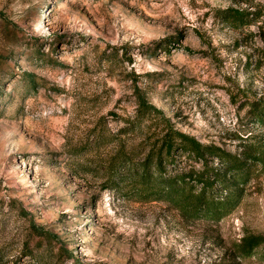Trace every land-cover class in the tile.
Segmentation results:
<instances>
[{"label":"rangeland","instance_id":"rangeland-1","mask_svg":"<svg viewBox=\"0 0 264 264\" xmlns=\"http://www.w3.org/2000/svg\"><path fill=\"white\" fill-rule=\"evenodd\" d=\"M134 82L200 143L264 149L250 105L264 104V0H0V264H72L54 240L77 264H264V243L245 254L264 235V161H241L247 182L219 220L119 182L117 152L154 139L129 130ZM173 164L202 169L180 151Z\"/></svg>","mask_w":264,"mask_h":264},{"label":"trees","instance_id":"trees-1","mask_svg":"<svg viewBox=\"0 0 264 264\" xmlns=\"http://www.w3.org/2000/svg\"><path fill=\"white\" fill-rule=\"evenodd\" d=\"M229 18L235 22L249 21L252 13L239 9H229ZM135 103V113L129 121L130 132L145 131L154 128L151 143L145 147L129 149L122 147L117 152V161H121L122 174L119 182L128 186V194L138 200L164 201L173 205L180 213L191 217H204L219 220L233 212L247 182L246 173L250 165L241 161H264V149L255 142L246 141L247 137L239 143L240 152L232 155L214 145H204L194 137L175 128L173 123L163 112L152 105L144 92L136 86L132 87ZM247 102L248 100L245 99ZM251 115L256 123H264V104L259 101L250 102ZM147 121V125H146ZM158 132H157V131ZM125 132V131H124ZM186 153L189 157L200 161L201 171L171 172L167 165H172L177 152ZM207 157L216 158L217 161H226L224 174H208ZM211 160V159H210ZM230 173L229 176L227 174ZM113 181H110V184ZM119 183H117L118 185ZM197 185H199L197 189ZM214 185L224 192L221 196H214L210 191ZM38 235L53 236L48 232H38ZM264 243V235L252 236L248 239L245 254L252 252ZM57 252L63 259L71 260L77 264L72 250L62 244H57ZM33 255L32 253H30Z\"/></svg>","mask_w":264,"mask_h":264}]
</instances>
